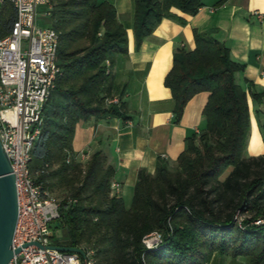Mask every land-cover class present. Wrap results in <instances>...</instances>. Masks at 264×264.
<instances>
[{
	"label": "trees",
	"instance_id": "trees-1",
	"mask_svg": "<svg viewBox=\"0 0 264 264\" xmlns=\"http://www.w3.org/2000/svg\"><path fill=\"white\" fill-rule=\"evenodd\" d=\"M204 4V0H134L137 48L163 18L186 22L172 8L195 15ZM51 6L62 73L44 108L31 169L36 175L49 162L50 168L36 177L37 182L51 192L70 191L52 226L65 227L67 237L54 242L53 235V244H89L96 249L99 264H208L215 253L264 264V155H246L250 107L246 90L235 80L245 64L232 58L227 44L198 31L194 49H175L164 80L175 102V122H180L195 94L207 91L205 127L187 137L175 168L159 158L155 173L145 168L138 172L127 207L122 196L112 193L115 168L106 155L96 151L82 163L73 149L79 122L130 118L126 103L115 95L112 73L117 57L129 53L127 28L108 0H51ZM252 96L264 101V91ZM114 98L118 101L109 102ZM153 232L161 233L162 241L148 248L143 240Z\"/></svg>",
	"mask_w": 264,
	"mask_h": 264
},
{
	"label": "crops",
	"instance_id": "crops-1",
	"mask_svg": "<svg viewBox=\"0 0 264 264\" xmlns=\"http://www.w3.org/2000/svg\"><path fill=\"white\" fill-rule=\"evenodd\" d=\"M218 1L204 0V6L195 15L172 8L186 22L163 18L139 48L133 28V1H110L116 6L129 37V53L117 57L112 73L115 95L126 103L130 118L104 117L79 122L73 149L78 160L82 153L91 157L96 151H102L115 168L112 183L120 184L118 195L123 198L126 190L134 192L142 168L155 173L163 155L162 159L175 165L186 148L187 137L205 127L203 110L209 92L195 94L185 106L180 122H175V102L164 83L173 66L175 49L195 48V31L224 42L232 58L245 64L244 70L235 73V80L246 90L250 107L251 133L246 155H264V101L257 102L252 96V92L264 91V0ZM208 264L248 263L242 256L234 258L215 253Z\"/></svg>",
	"mask_w": 264,
	"mask_h": 264
},
{
	"label": "built area",
	"instance_id": "built-area-1",
	"mask_svg": "<svg viewBox=\"0 0 264 264\" xmlns=\"http://www.w3.org/2000/svg\"><path fill=\"white\" fill-rule=\"evenodd\" d=\"M41 7L50 17L51 0H0V139L16 176L19 218L13 249L21 247L9 264H99L92 246H78L84 255L49 247L54 245L52 226L61 217V200L36 180L50 163L36 175L31 169L32 150L43 131L44 108L62 73L57 63L59 32L51 24L37 25ZM80 156L75 159L82 163L90 159L87 153ZM71 160L69 156L67 162ZM111 190L119 194L120 184L112 183ZM143 241L154 248L162 235L153 232Z\"/></svg>",
	"mask_w": 264,
	"mask_h": 264
},
{
	"label": "water",
	"instance_id": "water-1",
	"mask_svg": "<svg viewBox=\"0 0 264 264\" xmlns=\"http://www.w3.org/2000/svg\"><path fill=\"white\" fill-rule=\"evenodd\" d=\"M19 218V202L16 176L13 173L11 160L2 146L0 139V264H9L21 247L13 249ZM28 244H25L27 246ZM50 248L63 251H76L84 255L83 249L60 245Z\"/></svg>",
	"mask_w": 264,
	"mask_h": 264
},
{
	"label": "rangeland",
	"instance_id": "rangeland-1",
	"mask_svg": "<svg viewBox=\"0 0 264 264\" xmlns=\"http://www.w3.org/2000/svg\"><path fill=\"white\" fill-rule=\"evenodd\" d=\"M113 2V0H110ZM133 3H134V0H132ZM44 8L41 7L40 8V13L38 15V20H37V25L40 26V27H45L47 26L48 24L51 23V20L49 17H46L44 14H43V11ZM264 128V126H263ZM263 140H264V129H263ZM55 167H57V163L55 165ZM172 168H175V165L172 166ZM229 172V170L226 172V174ZM225 174V175H226ZM225 175L223 176V178L225 177ZM70 191L68 189H57L55 191H53L54 195L56 197H58L60 200H62L64 197H66ZM124 198H125V202H126V206L129 207L131 206V203H132V198H133V190H126L125 193H124ZM55 225V223H54ZM53 241L54 242H62V241H65L66 240V228L65 227H62L60 226L59 228H56V229H53ZM85 246H89V244H84Z\"/></svg>",
	"mask_w": 264,
	"mask_h": 264
}]
</instances>
